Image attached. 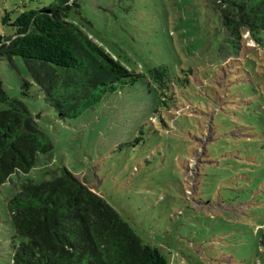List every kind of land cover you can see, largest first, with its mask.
Returning <instances> with one entry per match:
<instances>
[{
    "label": "rangeland",
    "instance_id": "374dc122",
    "mask_svg": "<svg viewBox=\"0 0 264 264\" xmlns=\"http://www.w3.org/2000/svg\"><path fill=\"white\" fill-rule=\"evenodd\" d=\"M211 0H73L71 18L128 69H190L194 105L168 111L145 83L122 84L77 118L49 107L23 63L0 60V79L52 143L49 169L66 168L101 195L169 264H264V32L223 48ZM59 0H0L7 12ZM216 38L222 41L216 42ZM220 44V45H219ZM219 45V47H217ZM22 78L31 81L23 93ZM6 108V104L1 105ZM0 186V264L14 237Z\"/></svg>",
    "mask_w": 264,
    "mask_h": 264
},
{
    "label": "trees",
    "instance_id": "16d2710c",
    "mask_svg": "<svg viewBox=\"0 0 264 264\" xmlns=\"http://www.w3.org/2000/svg\"><path fill=\"white\" fill-rule=\"evenodd\" d=\"M72 1L26 9L14 19L6 12L1 19L11 33H0V60L12 68L23 63L59 118H77L122 84L137 82L154 90L168 111L178 102L194 105L186 91L196 94L190 69L178 72L165 64L145 72L128 69L71 18ZM209 7L231 55L244 32L255 41L264 32V0H211ZM31 81L22 78L24 94ZM51 157V141L0 79V186L8 182L12 189L6 208L19 239L11 264H169L158 247L143 242L101 195L66 168L33 178L48 171ZM257 232L264 253V224Z\"/></svg>",
    "mask_w": 264,
    "mask_h": 264
}]
</instances>
